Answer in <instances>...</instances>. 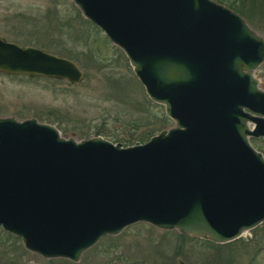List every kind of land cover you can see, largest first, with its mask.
Returning a JSON list of instances; mask_svg holds the SVG:
<instances>
[{
	"label": "water",
	"instance_id": "1",
	"mask_svg": "<svg viewBox=\"0 0 264 264\" xmlns=\"http://www.w3.org/2000/svg\"><path fill=\"white\" fill-rule=\"evenodd\" d=\"M71 2L123 52L174 126L122 146L0 117V229L43 258L76 261L137 222L215 244L263 222L264 156L249 137L264 138L254 76L264 38L213 0ZM0 73L83 77L69 58L2 37Z\"/></svg>",
	"mask_w": 264,
	"mask_h": 264
},
{
	"label": "rangeland",
	"instance_id": "2",
	"mask_svg": "<svg viewBox=\"0 0 264 264\" xmlns=\"http://www.w3.org/2000/svg\"><path fill=\"white\" fill-rule=\"evenodd\" d=\"M213 1L230 8L227 3L232 0ZM237 14L264 38V17L262 20L258 13L249 16L245 11ZM0 37L69 58L83 72L82 80L75 84L0 73V117H33L55 126L65 138L101 136L122 146L130 145L125 139L147 133L146 141L174 126L163 106L148 99L123 52L71 0H0ZM254 76L264 90V61ZM160 115L164 118L161 123ZM249 142L264 156V138L249 137ZM176 234V230L137 222L116 235L101 236L76 261L55 258L48 263L49 259L23 247V252H13L15 236L0 229V264H176V256L185 264H207V260L214 264L215 258L230 264H264V221L216 250L203 239L185 235L179 248L182 255H174ZM254 242L261 249L252 259Z\"/></svg>",
	"mask_w": 264,
	"mask_h": 264
},
{
	"label": "trees",
	"instance_id": "3",
	"mask_svg": "<svg viewBox=\"0 0 264 264\" xmlns=\"http://www.w3.org/2000/svg\"><path fill=\"white\" fill-rule=\"evenodd\" d=\"M227 5L232 10H235L239 14H241V11H245L247 13V15H249V16H251V14H253V13H258L260 15V18H262V20H263V17H264V0H232L231 2L227 3ZM159 118H157V119H159L160 123H161V120L164 121L163 116L160 115ZM96 134H98V133H96ZM84 135L87 136V134H80V136H82V137H84ZM146 135H147V133L145 134V136L140 135V136H137V137H134V138L132 137L131 139H125V140L123 139V140L126 143H128V144H132L135 141L144 142L145 138H146ZM185 237H187V236L179 234V233L176 234V238H177L178 243L173 247V254L174 255H182V253L179 250V248L181 247V244L183 242V238H185ZM188 238H190V237H188ZM235 240H237V239H235ZM202 241L205 242L207 245L211 246L214 250H216L219 247H221V245H224V243L223 244H215V243H211L210 241H207V240H202ZM14 242H15L16 245H15L14 250H12V251L13 252L14 251H18V252L20 251V253L23 252V248H22V246L20 244V241H19V239L17 237H14ZM258 245L259 244L257 242H254V244L252 246V248L254 249L253 250V256H252L253 258L252 259H255L256 253L261 249V247L258 246ZM12 251L10 252L11 253L10 255L13 256V252ZM218 251L219 250H217L216 253H218ZM10 259L13 260V257H11ZM215 259H216V262L214 264H226L227 263V259L226 260H223L221 258H219L220 260L218 258H215ZM51 260H53V259H49L48 263L52 262ZM206 262L208 264L209 260H207ZM228 263L230 264V262H228Z\"/></svg>",
	"mask_w": 264,
	"mask_h": 264
},
{
	"label": "bare ground",
	"instance_id": "4",
	"mask_svg": "<svg viewBox=\"0 0 264 264\" xmlns=\"http://www.w3.org/2000/svg\"><path fill=\"white\" fill-rule=\"evenodd\" d=\"M249 124V123H247ZM248 127L250 128V124L248 125ZM157 228V227H156ZM159 229V228H158ZM118 234V233H117ZM116 235V234H115ZM183 235V234H182ZM104 236V235H103ZM18 238V237H17ZM100 238V237H99ZM19 239V238H18ZM212 243V242H211ZM30 252V251H29ZM33 253V252H32ZM39 255V254H38ZM43 258V257H42ZM44 259H50V258H44ZM51 259H55V258H51ZM64 259V258H63Z\"/></svg>",
	"mask_w": 264,
	"mask_h": 264
}]
</instances>
